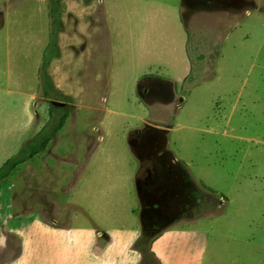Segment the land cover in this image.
I'll return each instance as SVG.
<instances>
[{
	"label": "rangeland",
	"instance_id": "1",
	"mask_svg": "<svg viewBox=\"0 0 264 264\" xmlns=\"http://www.w3.org/2000/svg\"><path fill=\"white\" fill-rule=\"evenodd\" d=\"M52 2L0 0V166L50 138L0 181V204L16 198L11 184L33 179L56 194L43 214L67 223L79 208L60 195L79 183L90 153L98 162L107 154L123 178L128 155L144 150L129 140L148 131L166 138L181 188L176 206L164 207L167 190L149 208L195 234L184 255L193 264H264V0H61L56 32ZM126 210L97 220L131 229L140 214ZM86 253L101 264L90 243Z\"/></svg>",
	"mask_w": 264,
	"mask_h": 264
},
{
	"label": "crops",
	"instance_id": "2",
	"mask_svg": "<svg viewBox=\"0 0 264 264\" xmlns=\"http://www.w3.org/2000/svg\"><path fill=\"white\" fill-rule=\"evenodd\" d=\"M130 141L133 142L132 139ZM95 155L90 153L79 176V183L76 181L67 194L60 195L66 203L79 208V211L71 213L67 223L58 224L55 215L46 217L43 214L45 207H50L49 201L55 198L53 187L50 190L48 185L44 187L33 179L25 178L11 184L9 188L16 191V198L13 199L11 195L9 201L5 198L4 205L0 204V264H89L85 256L89 243L93 247L95 260L101 261V264H138L141 259L152 256L155 264H193L194 258L190 253L184 255V248L187 247L190 252L188 246L191 248L192 245L186 240L193 239L195 234L181 227L175 221L176 217H166L160 226L144 224L148 223L152 199L139 190V181L147 174L146 155L133 150L127 157L129 161L125 163L123 178L114 174V169H118L117 162H106L107 154H103L100 157L102 162H98ZM34 157H38L37 154L30 161L36 159ZM176 162V157L171 154L168 163ZM104 163L111 167L105 168ZM19 165L16 169L21 167ZM15 171L3 180L10 179ZM102 174L113 176L114 180L104 184ZM121 178L124 182L117 181ZM132 180L136 181L137 195L131 189ZM6 186L3 183V188ZM76 189L80 199L75 198ZM178 193L174 191V205L179 202ZM134 200L138 205H134ZM19 204L28 211L23 209L21 213ZM114 204L118 208L108 209ZM121 206L127 207L126 211L134 220L140 214L137 217L138 225H129L131 229L125 226L102 227L97 219L118 218L121 216L118 212ZM83 216L89 219L90 225L84 222ZM191 234L192 238H189ZM114 250L116 257L108 258V252Z\"/></svg>",
	"mask_w": 264,
	"mask_h": 264
},
{
	"label": "flooded vegetation",
	"instance_id": "3",
	"mask_svg": "<svg viewBox=\"0 0 264 264\" xmlns=\"http://www.w3.org/2000/svg\"><path fill=\"white\" fill-rule=\"evenodd\" d=\"M193 1H196L195 3H200L202 0ZM158 137L159 138L150 136L148 131L144 134L137 132L135 137L132 139V144L134 147L143 146V152L147 157L146 162L148 163V166L145 167L147 174L144 175L143 179H140L139 181V190L143 191L145 195H148L152 199L157 198L155 195H158L162 191L166 192L168 190L171 193L169 198L167 197L168 199L166 201L162 199V201L165 203L164 207L167 208V206H171V204H173L172 200L174 191L177 190L178 192H181V188L179 185L180 181L176 176L178 175L177 166H173L174 164L168 163L171 154L165 150L166 138H164V136ZM137 140H139V142H136ZM165 181L166 183H164ZM160 209L163 210V208ZM161 210L158 211L161 213ZM156 211L157 210H154L153 212L151 211V213L148 215V223H150L149 221L155 222L157 220L172 216L167 214L163 215L164 212L159 215V212L156 213Z\"/></svg>",
	"mask_w": 264,
	"mask_h": 264
},
{
	"label": "trees",
	"instance_id": "4",
	"mask_svg": "<svg viewBox=\"0 0 264 264\" xmlns=\"http://www.w3.org/2000/svg\"><path fill=\"white\" fill-rule=\"evenodd\" d=\"M61 0H53L51 4V10H50V16L53 19L54 22V32H56V27L59 19L60 14V2ZM48 47L51 49L53 47L52 45H48ZM53 49V48H52ZM53 53L50 52L48 55L44 56V62L43 66L47 68L48 66V57L52 58ZM47 65V66H46ZM50 138L48 136L44 138H36L35 140L29 142L26 146L21 148L15 155L8 158L6 161H4L0 166V181L11 173V171L18 165L29 159L31 156H33L38 151L44 149V145L48 142Z\"/></svg>",
	"mask_w": 264,
	"mask_h": 264
},
{
	"label": "water",
	"instance_id": "5",
	"mask_svg": "<svg viewBox=\"0 0 264 264\" xmlns=\"http://www.w3.org/2000/svg\"><path fill=\"white\" fill-rule=\"evenodd\" d=\"M52 104L55 105V106H63L64 105L63 102H58V101H52ZM129 143L133 147L132 142L130 141Z\"/></svg>",
	"mask_w": 264,
	"mask_h": 264
}]
</instances>
